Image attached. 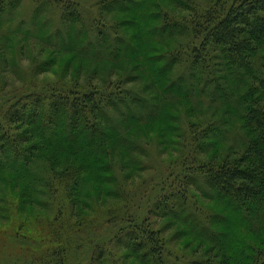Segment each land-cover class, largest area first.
Listing matches in <instances>:
<instances>
[{
	"label": "trees",
	"instance_id": "obj_1",
	"mask_svg": "<svg viewBox=\"0 0 264 264\" xmlns=\"http://www.w3.org/2000/svg\"><path fill=\"white\" fill-rule=\"evenodd\" d=\"M33 1L43 19L8 30L27 0H0V79L43 56L0 82V245L29 264H264V0ZM230 212L252 237L226 238Z\"/></svg>",
	"mask_w": 264,
	"mask_h": 264
},
{
	"label": "rangeland",
	"instance_id": "obj_2",
	"mask_svg": "<svg viewBox=\"0 0 264 264\" xmlns=\"http://www.w3.org/2000/svg\"><path fill=\"white\" fill-rule=\"evenodd\" d=\"M34 7H35V2L33 0H27V2L25 3V6H23L22 8L18 9L17 11H15V15L17 14L18 16L16 18H14L13 21H8L5 22V27L9 29L13 28H17V26L21 25L23 22L22 20H25V23H32L35 21H40L42 18V16H37L34 13ZM21 23V24H20ZM17 35H15V37L18 39V37H21V33L17 32ZM18 55V59L16 57H14L13 59V64H14V60H18V64L20 67L24 68L27 71H30V68L32 66V63L34 61V59H39L41 60L43 58V56L38 54L37 51V47H33L29 52H19ZM66 58V57H65ZM18 64L16 65H12L10 64L7 69V71L4 74V80L0 79L3 84L6 85L7 89H12L11 91H14V87H17L18 85H20L23 80H21L16 74H14V70H16L15 68H18ZM39 78L41 79H56L57 78V74L53 71L50 70L48 72L45 73H41L39 75ZM224 106V104H223ZM243 132V131H240ZM231 133V132H228ZM236 136L233 134H230L225 137V139H223L222 141V149H220L222 152L225 153V150L228 149L230 146H235L236 145ZM155 153V152H154ZM170 156L166 155V154H162L159 153L156 157L152 156V162L155 163L156 168L152 169L153 171L157 172V170L162 166H164V164H166V160L169 158ZM206 158L209 157V155H205ZM200 199H201V203L205 206L206 209H211V210H218V209H229V207H224L222 204L215 202V200L210 199V198H204L203 196L199 195ZM231 218H232V225H228L224 224L223 226V230L227 233L229 232L230 234L228 235L229 238L231 237V235L233 236V234L235 235L236 238H246V237H252V235H248L247 232H245L240 225L243 224V221L241 219V217L238 214H235L233 212L229 213ZM237 220V221H235ZM164 220H162L163 222ZM239 222L240 225H238L237 223ZM230 223V224H231ZM8 222L7 221H1L0 220V232L2 231V228H8ZM221 224V223H220ZM220 226V225H219ZM237 235V236H236ZM264 236V235H263ZM197 241L199 243H201L200 239L197 238ZM17 242H15L13 245L11 244L10 241L8 240H3L2 244L3 247H0V264H29L27 263L29 260H25V252H20L19 251V247L16 244ZM1 244V245H2ZM0 245V246H1ZM17 250L20 252V255L18 256L17 254ZM84 252V251H82ZM198 257V254H197ZM23 258V259H22ZM65 264H92L90 263L89 260V251L87 250V253H85V255H83L81 252H74L72 253V256H70V258L68 259V261H66Z\"/></svg>",
	"mask_w": 264,
	"mask_h": 264
}]
</instances>
